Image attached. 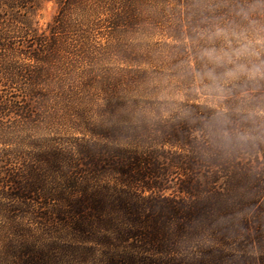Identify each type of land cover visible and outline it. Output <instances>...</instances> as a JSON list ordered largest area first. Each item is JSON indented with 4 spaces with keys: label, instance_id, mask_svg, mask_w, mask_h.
<instances>
[{
    "label": "trees",
    "instance_id": "obj_1",
    "mask_svg": "<svg viewBox=\"0 0 264 264\" xmlns=\"http://www.w3.org/2000/svg\"><path fill=\"white\" fill-rule=\"evenodd\" d=\"M35 1L0 0V264H264V0Z\"/></svg>",
    "mask_w": 264,
    "mask_h": 264
},
{
    "label": "rangeland",
    "instance_id": "obj_2",
    "mask_svg": "<svg viewBox=\"0 0 264 264\" xmlns=\"http://www.w3.org/2000/svg\"><path fill=\"white\" fill-rule=\"evenodd\" d=\"M58 9V0H36L31 22L38 28L46 30L53 21Z\"/></svg>",
    "mask_w": 264,
    "mask_h": 264
},
{
    "label": "clouds",
    "instance_id": "obj_3",
    "mask_svg": "<svg viewBox=\"0 0 264 264\" xmlns=\"http://www.w3.org/2000/svg\"><path fill=\"white\" fill-rule=\"evenodd\" d=\"M218 35L223 34L222 30L217 33ZM233 35H236L238 39H245L247 40V37L245 33H233ZM256 43L258 44H264V39L257 40ZM249 53L252 55H257V53L253 50V45L251 41H248L246 44H244L240 49H237L235 54L237 56H240L241 54ZM209 56L210 60L218 59V57H215L213 53H206ZM240 71H246L251 76H264V62L260 64H253L251 68H245L244 66H240Z\"/></svg>",
    "mask_w": 264,
    "mask_h": 264
}]
</instances>
